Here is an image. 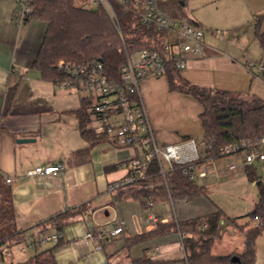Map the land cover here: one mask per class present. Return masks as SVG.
Returning <instances> with one entry per match:
<instances>
[{
    "label": "crops",
    "instance_id": "crops-1",
    "mask_svg": "<svg viewBox=\"0 0 264 264\" xmlns=\"http://www.w3.org/2000/svg\"><path fill=\"white\" fill-rule=\"evenodd\" d=\"M225 1L227 17L232 20L229 34L233 35L227 37L209 36L205 28L209 21H198L188 13L187 4L189 20L204 30V52L190 57L180 77L201 88L264 100V72L258 67L264 52L255 38V18L264 12V0ZM15 5L16 0H0V172L6 182L11 180L7 184L13 193L16 226L24 232L16 243L19 255L33 256L35 248L24 249L26 245L57 235V241H43L37 246L40 250L54 247L57 264H129L137 259L188 264L180 233L131 249L126 240L154 229L158 223L204 218L218 209L226 217L220 222L213 254L243 253L245 238L228 218H237L239 225L248 222L245 216L257 202L258 189L248 179L244 153L224 158L207 156L200 118L202 106L190 95L172 89L167 76L147 77L141 83L142 101L158 143L180 145V156L187 161L194 160L197 152L206 175L195 181L207 190L206 196L192 201H153L151 210L157 222L148 223L146 204L120 200L116 191H110V186L129 176L135 150L108 141L91 146L83 137L79 113L83 105L87 111L89 100L61 90L33 67L47 24L29 19L17 25ZM208 26L213 27L211 23ZM191 140L196 142V151ZM52 165L63 166L64 170L49 178L33 174L38 167ZM166 165L164 169L170 172V164ZM232 165L237 167L231 169ZM252 165L264 182V162ZM84 204L88 206L86 213L72 218L61 232L47 223ZM122 223L123 233L111 237ZM89 233L92 240L86 238ZM9 251L3 264L27 260L15 262ZM255 264H264V232L256 241Z\"/></svg>",
    "mask_w": 264,
    "mask_h": 264
},
{
    "label": "trees",
    "instance_id": "trees-1",
    "mask_svg": "<svg viewBox=\"0 0 264 264\" xmlns=\"http://www.w3.org/2000/svg\"><path fill=\"white\" fill-rule=\"evenodd\" d=\"M188 2L189 0H169L163 5V9L174 18L189 20L185 13ZM118 15L121 32L106 12L86 8L79 0H34V12L30 19L45 22L47 31L33 67L41 73L43 79L58 86L66 81L65 76L57 70L59 64L100 61L109 77L120 81L124 64L131 54L143 49H158L162 52L163 35L143 25L133 14L119 12ZM190 22L196 25L193 21ZM263 24L264 12L255 18V38L264 52ZM180 73L181 70L174 63L168 64L167 78L170 87L190 95L203 108L200 118L204 142L210 146L206 150L209 158L231 156H223L221 151L233 144L246 141L250 146H258L264 140L263 99L191 85L182 80ZM79 117L82 135L91 146L108 141L107 137L96 135L90 128L91 121L86 105H83ZM185 170L186 166L173 164L164 179L159 164L153 162L145 179L116 191L118 198L138 200L144 204L149 201H171L176 204L206 196V188L186 175ZM246 171L249 181L257 186V202L253 210L245 216L248 220L245 224L239 225L237 218H228L245 238L243 253L228 256L213 254L212 248L220 222L226 217L221 209L204 218L158 223L154 229L128 238L127 248L131 249L135 245L168 234L180 233L188 264H255L256 241L264 232V182L257 177L253 165L246 166ZM86 205L61 213L47 223L52 224L57 232H61L72 218L86 213ZM23 233L16 226L12 189L0 172V264L5 261L6 252L23 238ZM33 248L36 253L32 257L23 262L9 264H57L54 247L44 250L37 246ZM129 264L163 263L137 259Z\"/></svg>",
    "mask_w": 264,
    "mask_h": 264
},
{
    "label": "built area",
    "instance_id": "built-area-1",
    "mask_svg": "<svg viewBox=\"0 0 264 264\" xmlns=\"http://www.w3.org/2000/svg\"><path fill=\"white\" fill-rule=\"evenodd\" d=\"M169 0H79V3L89 9H101L106 12L119 32L118 14H133L143 25L163 35L162 52L158 49H143L131 54L122 69L121 80L116 81L109 77L104 64L100 61L91 63H61L57 66L60 74L66 81L58 87L85 97L89 100L87 113L90 116L91 128L98 136L107 137L108 142L120 147H130L136 156L130 162L129 176L110 186L115 192L129 184L137 183L146 178V173L153 162H157L161 175L166 178L168 173L163 164L166 162L186 166L185 174L192 180L204 177L206 172L197 156L194 160H184L180 156L181 146L170 144L162 146L158 143L148 112L142 101L141 83L147 77H166L167 67L171 62L178 70L183 71L191 56H202L204 52V30L192 24L188 19H178L170 16L163 5ZM34 12V0H16L14 18L21 26L31 18ZM264 72V59L258 65ZM190 145L196 151L195 140ZM204 147L210 148L205 142ZM245 154L244 164L252 165L255 162H264V140L258 146H250L243 141L225 147L221 155ZM237 165H232L235 169ZM64 170L63 166H41L33 174L40 178H49L58 175ZM7 183H11L7 179ZM154 202L149 201L146 206L149 211L148 223H156L157 216L152 212ZM122 223L111 232V237L123 233ZM206 226H204L205 228ZM87 239L92 240L89 233ZM58 236L45 237L41 242L55 240ZM41 242L28 244L24 247L38 246ZM10 251L6 252L8 256Z\"/></svg>",
    "mask_w": 264,
    "mask_h": 264
},
{
    "label": "rangeland",
    "instance_id": "rangeland-1",
    "mask_svg": "<svg viewBox=\"0 0 264 264\" xmlns=\"http://www.w3.org/2000/svg\"><path fill=\"white\" fill-rule=\"evenodd\" d=\"M227 2L228 1L225 0H195V1L189 0L187 6L188 13L195 15L198 21H200V19H205L206 21H209V24L211 23L213 25L212 27V26H208L209 24L208 25L205 24V28L207 30L206 33H208L209 36L215 35V36L227 37L228 35H232V33L229 34V32H231L230 29L232 28L230 26L232 20L228 19L229 17H227V14L229 13L225 11V6ZM164 166L165 168H167L166 163H164ZM258 168L261 170L260 165L258 166ZM11 250L13 252L15 262L18 260H25L32 257V253H29V257L27 258H24L23 256L19 255L18 245L13 246Z\"/></svg>",
    "mask_w": 264,
    "mask_h": 264
},
{
    "label": "water",
    "instance_id": "water-1",
    "mask_svg": "<svg viewBox=\"0 0 264 264\" xmlns=\"http://www.w3.org/2000/svg\"><path fill=\"white\" fill-rule=\"evenodd\" d=\"M235 260H236V258H235Z\"/></svg>",
    "mask_w": 264,
    "mask_h": 264
}]
</instances>
